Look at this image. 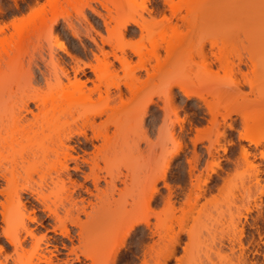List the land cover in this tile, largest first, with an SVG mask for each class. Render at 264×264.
<instances>
[{
	"label": "rangeland",
	"instance_id": "1",
	"mask_svg": "<svg viewBox=\"0 0 264 264\" xmlns=\"http://www.w3.org/2000/svg\"><path fill=\"white\" fill-rule=\"evenodd\" d=\"M172 1L181 5L180 15H186L185 6L189 4H202L209 9L186 15V23L179 28L182 34L178 38L181 40L175 45L171 64L156 72L150 67L154 61L149 62L150 65L144 63L143 58L131 54L130 47L137 46L144 52L151 49V42L159 28L140 41L139 32L132 24L121 35L116 19L127 14L137 17L142 3L157 14L156 17L162 13L169 15L166 0H0V30L3 35L13 31L12 24L15 22L41 18L44 23L42 29L20 50L21 67L12 78L11 91L0 95V110H5L6 114L17 113L25 101L28 108L35 111L31 98L41 95L39 89L45 87L41 72L49 77L47 72L52 69L49 46L52 54L64 62L70 75L77 61L80 66H83L82 62L93 61L92 55L97 53V46L90 37L95 38L99 46L102 45L101 37L110 39V45H103L105 50L111 51L115 47L116 54L124 50L131 55L127 69H122L118 61L109 55L113 66L101 78V89L104 90V84L109 86L108 97L102 92L101 97L93 94L90 102L68 104L62 101L61 91L53 93L60 100L64 120H76L71 125L74 131L79 127L80 116L106 107L107 112L95 118L96 123L108 121L105 162L111 166L114 177L129 175L127 186L114 178L117 188L122 191L96 199L92 184L84 181L80 172L74 175V171L69 170L75 183L82 184V187H74L73 197L78 200V206H85L87 213H77V224L66 221V235L60 233L59 223L47 216L43 205L34 196L24 193L25 210H21L25 213L29 211L28 214L34 216L35 221L26 219V223L34 237H41L42 241L35 251L51 258L49 262H38L33 252L36 242L33 235L29 237L19 227L17 235L23 240L20 264H111L112 261L114 264H142L144 255L150 259V264H264V194L250 203L246 199L248 187L251 195L256 193L251 186L254 165L262 171L259 177L264 186V159L259 154L261 150L264 151V141L254 145L242 138L244 134L264 137V128L245 131L242 123L244 118L264 121V0ZM103 6L111 9L110 14L115 17L108 28L104 26L102 18L90 9L92 7L107 15V9ZM143 15L147 16V13L143 12ZM133 30L135 34H131ZM56 40L63 43L70 55L55 46ZM210 41L216 44L211 47ZM219 49L229 54V60L234 64L238 63L236 54L241 55L243 62H246L239 65L243 72L249 69L248 54L256 56L258 69L251 78L257 87L255 91L250 93L246 84L240 87L241 94L235 91L234 83L242 82L236 65L219 69L215 62L211 69H203L197 53L205 52L213 59L211 53ZM160 54L164 55L163 50H160ZM141 64H145L152 73L149 78L145 69H138ZM132 74L139 79L135 81L134 89L129 91L125 84L130 82ZM81 78L89 79L87 87H92V81L96 83L95 75L88 68H85V75H81ZM49 80L53 81L52 76ZM168 87H171L172 105L166 101ZM118 90L122 101L118 100ZM66 92L70 93L71 90ZM184 93L189 96L186 97ZM202 97L213 106L216 124L210 122L212 116ZM86 132L90 138L91 132L88 129ZM76 138L69 145L79 154H82V149L90 152L92 145L102 143L100 139L85 142L78 137L82 142L80 144ZM242 147L250 152L248 161L241 155ZM83 157L87 155L83 154ZM104 163L99 161L100 166ZM82 164V169L87 172L88 167ZM191 165L195 167L192 174L189 173ZM47 166L41 165L39 169L47 171ZM131 170H135L140 183L131 182L135 179L131 176ZM100 174L104 175V172ZM162 174L164 177L161 178ZM196 176H199L197 181ZM112 177L106 175L105 178L110 181ZM153 178L158 193L151 209L158 213V218L149 215V227L138 223L128 231L133 219L149 213L145 207L124 211L130 209V192L137 199L145 191L144 185H148ZM190 181L199 185L201 193L200 197L192 200L191 207L185 206L184 212L173 213L164 208L162 198L168 193L164 184L171 186L172 198L182 202L191 186ZM65 182L72 190L70 183ZM107 187L106 182L101 180L100 188ZM62 189L60 186L52 187L46 193L50 200L58 204L67 195L66 189ZM86 189H90L92 194L85 192ZM81 198L84 199L83 203L79 201ZM88 201L95 203L93 208ZM178 202L175 206H178ZM258 204L260 207L257 208ZM50 206L53 207V204ZM15 207L19 206L14 205L11 210ZM246 207L250 208L248 212L244 211ZM259 210L261 215L258 214ZM239 211L246 214V220L241 218L244 262L237 261L240 252L238 244L233 241V251L230 249L232 242L230 244L228 241V238L235 236L236 228H232L231 220ZM58 214L64 215L61 207ZM71 215L74 218L76 211L73 210ZM4 225L0 218V245L4 250V253H0V264H14L11 258L4 260L5 253L14 257L12 246L5 241V233L13 229ZM155 225L159 237L150 233L155 230ZM237 226L239 228L241 224ZM151 245L156 249L151 251L150 258L147 251ZM113 254L116 256L113 257Z\"/></svg>",
	"mask_w": 264,
	"mask_h": 264
},
{
	"label": "bare ground",
	"instance_id": "2",
	"mask_svg": "<svg viewBox=\"0 0 264 264\" xmlns=\"http://www.w3.org/2000/svg\"><path fill=\"white\" fill-rule=\"evenodd\" d=\"M173 2L174 1L172 0H166L165 3L168 5L167 7L169 9V15L162 13L159 17H156L157 14H154L150 8L142 3V5L139 7L140 11L138 12L137 17H135L134 14H127L121 19H116L118 31L121 35L126 32V27L132 24L139 32L140 41L145 39L150 33L153 32L154 29L159 28L158 32L156 33V38L151 42V49L144 52L137 46L130 47L131 54L143 58L144 63L147 62L148 64L149 62L154 61L152 65L149 63L152 71L155 70L158 72L165 66L171 64L174 56V48L176 47L175 45H177V41L179 42L181 40V38L180 40L178 38V36L182 34L179 28L181 25L186 23V15L195 11H204L209 9V7L206 5L189 4L185 6L186 15H180L181 5ZM103 7L107 9V15H103L92 7H90V9L94 14L102 18L104 26L108 28L110 21H115V17L111 16V9L106 6ZM132 11L136 13L135 9ZM143 12L147 13V16H144ZM178 20L180 21V24ZM43 25V19L33 18L32 20L13 23V31L8 35H3L4 33L2 30H0V95L4 92L11 91L14 83L12 78L15 72L21 67V61L19 58L20 50L24 44H27L26 42H28L32 36L42 29ZM135 33L136 32H134V30L131 31V34ZM90 39L96 44L97 53H93V61L87 63L82 62L83 66H80L77 61L76 65L72 67V75H70L67 68H65L64 62L60 58L55 57L52 54L51 47H48L50 57L49 59L52 69L47 73L49 77L52 76L53 81L49 80V77H46L45 73L41 72L42 77L45 79V87L43 90L39 89V91L42 93L41 95L31 98V101L35 107V111L28 108L26 101L22 103L20 110L17 113L6 114L5 110H0V182L3 181V186L0 188V195L3 198V200L0 201V205L2 206L0 218L2 219V223L5 224L4 226L13 229L12 231L9 229L10 232L7 231L8 233H4L6 243L12 246L14 257L7 253H5L3 256L4 260L11 258L14 264L21 263L22 254H20V251L23 250V240L17 235V229L21 227V229L23 228L26 235L29 237L33 235L32 230H30L31 228H28L29 226H27L28 224L26 223V219H29L30 221L34 220V216L29 215V211L28 213H25V211L23 212L21 210L22 208L25 210V204L23 202L24 193H29L30 195L34 196L35 200L43 205L44 210H47V216L55 219L59 223L58 228L60 233L62 235H66V221L70 220V223L77 224V213H87L85 206L82 204L78 206V200L73 197L74 187H82V184L75 183V180L71 178L69 170H73L74 172L72 174L74 175L77 174L76 172H80V176L83 178V180L89 181L92 184L93 189L95 190L93 195L96 199L113 196V194H119L122 191L120 188H117L114 178L124 184L125 187L127 186L129 175H123V178H120L118 175L114 177L111 166L105 162L108 150L107 143L109 139L106 125L108 121L104 120L100 123H96L95 118L97 116L99 117V115L102 113H106V107L99 110L98 112H91L89 114H83L80 116L79 127L74 131L71 125L76 120H64L65 113H63L61 108L60 100H58L57 97L53 95L54 91H61L62 95L60 97L62 101H66L68 104H76L81 101L83 103L90 102L93 94H98V96L101 97L102 92H104L108 97L109 86L104 84V90H102L101 85L103 84L101 82V78L106 72H109V69H111L113 66L112 60H109V55H112V59H114V61H118L122 69H127L130 66L131 55L127 54L124 50H120L121 52L118 55L115 53V47L111 51L104 49V44H111L110 39L101 37L102 45L100 46L97 44L95 38L90 37ZM56 41L57 42L55 46L60 49V51L70 55L69 50H67L63 43L59 42V40ZM215 44L216 43L214 41H210L211 47H213ZM160 50H163V56H161ZM211 54L213 59H210V57L205 52L197 53L198 58L203 63L201 64L203 69H211L212 64L215 62L218 63L219 69H226L228 67L230 68V66L232 67L236 65L237 71H239L241 75L242 82L237 81L234 83L235 91L241 94L242 90L240 87L243 84H246L249 87L250 93L256 90L257 87L253 84V80H251L252 76L257 73L258 69L255 55L248 54L246 59L249 62V69L247 72H243L239 68V65L240 63L246 64V62H243L241 55L236 54L238 63L234 64L229 60V54L223 50L220 51L219 49L218 52ZM85 68H88L89 71H91L96 77V83L92 81V87H87L86 83L89 80L88 78H81V75H85ZM141 68L143 70L145 69L147 78H149L152 73L148 68H146L145 64H141L138 67V69ZM138 79L139 77L137 75H131L130 82L125 84L129 91L134 89L133 85ZM16 85L22 86L20 84ZM115 87L118 86L116 85ZM67 90H71V92L67 93ZM167 92V104L172 105L173 98L171 96V87H168ZM184 95L186 97L189 96L188 93H184ZM118 97V100L122 101L120 91L118 92ZM201 99L207 107L209 115L212 116L210 117V122L213 121L212 123H215L216 113L213 109V106L203 97ZM23 112H25V114ZM242 123L243 129L245 131L264 128V121L262 119H253L250 121L249 119L244 118ZM87 129L91 132L90 138L87 136ZM172 134L173 131L171 130V137ZM75 136H77L76 141L80 144H82V142L79 141L78 137H82L85 142L91 139H100L102 143L99 146L92 145L93 150L90 152L82 149V154H79L73 146L69 145V142L73 141L72 139L75 138ZM242 138L248 140L254 145H258L264 141V137L258 138L257 136L248 134H244ZM23 141L26 143L30 142L31 144L22 145ZM83 154H86L87 157L84 158ZM259 154L260 158L263 160L264 151L261 150ZM241 155L245 161H248L250 152L242 147ZM99 161H103V163L105 162L104 165L100 166ZM70 163H72V166ZM82 163L88 167L87 172L82 169ZM44 164L48 165V169H46L47 171H42L39 169V166ZM56 164L59 166L57 165L58 167H55ZM189 167V173L192 174V171L195 167L192 165ZM252 169L254 177L251 186L254 188L256 193L255 195H251V189L248 187L246 195L248 203H250V201L260 199V197L264 194V186L261 182V178L259 177V174L262 171L258 166L255 165ZM101 172H104V175H101ZM134 172L135 170H131V176L135 177V179H132L131 182L135 184L140 183L137 173ZM106 175L110 177L113 175V177L110 181H107L105 178ZM34 176H37V178ZM162 177H164V174L161 175V178ZM198 177L199 176L195 177L196 181L199 179ZM65 180L70 183L72 190H70L66 185ZM101 180L106 182V186L109 187L106 189L100 188ZM191 182L192 181H190V183ZM164 185L168 189V193L162 198L163 207L167 210L169 209L172 213L175 211L184 212L185 206L191 207L192 200L197 199L201 195L199 185L197 186V184L195 185L194 183H191V186L185 195V199L182 202H178L172 198L173 194L171 186L168 183H165ZM57 186L66 189L67 195L64 196L66 203L64 200H62L56 204L55 201L49 199L46 192L48 191L49 193L52 187L55 188ZM144 186H146L145 191L141 192L137 199H134L131 193L132 191L130 192L129 199L131 201L128 202L130 209L124 211L129 212L135 207H145L149 210V213H146L139 218L133 219L128 227V231H130L138 223H143L146 227H149V215H153L155 218H158V213L151 209V205H153L157 199L158 189L156 187V180L153 178L151 182H148V185ZM85 192L90 195L92 194L90 189H86ZM79 201L83 203L84 199L81 198ZM177 202L178 206H175V203ZM87 203L88 205H91L92 208L95 205V203H91L90 201ZM50 204H53V207L50 206ZM14 205L19 207H15V209L11 210V207ZM59 207L63 209V216L58 214ZM256 207H260V204L256 205ZM73 210L76 211V216L74 218L71 217ZM249 210L250 208H244L245 212H248ZM258 214L261 215L260 210L258 211ZM241 218L246 220V214L239 211L234 215L233 220H231V222H233L231 226L234 225L232 228H236V230H232H235V233L232 232L235 234V236L228 238V241H230V244L232 242L230 249L233 251V241L238 244V249L240 252L237 255V261L239 260L240 262H244V246L241 241V237L243 235V223L241 222ZM238 224H241L239 228L237 226ZM150 233L156 234L158 237L160 235L156 225L155 230L151 231ZM34 236L35 235H33V237ZM35 238L36 237H34V240L36 242L33 240V243L35 242V245H33V252L38 250L37 248L39 247V242H42L40 241L41 237H37L38 239ZM2 249L3 246L0 245V253L1 251H4ZM155 249L156 247L154 245L149 246L147 253L150 258L152 257L151 251H154ZM37 253L35 251L34 254L37 255L35 258L38 260V262L50 261V256L49 258L43 253ZM115 256L116 255L113 257ZM149 260L150 259L146 258L144 255L142 264H150ZM38 262L33 264H39ZM111 264H114V261H112Z\"/></svg>",
	"mask_w": 264,
	"mask_h": 264
}]
</instances>
